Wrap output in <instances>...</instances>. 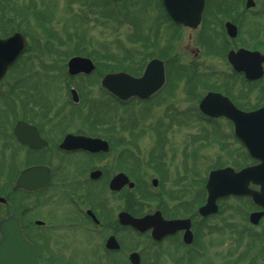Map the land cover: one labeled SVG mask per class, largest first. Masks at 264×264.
<instances>
[{
	"label": "rangeland",
	"instance_id": "374dc122",
	"mask_svg": "<svg viewBox=\"0 0 264 264\" xmlns=\"http://www.w3.org/2000/svg\"><path fill=\"white\" fill-rule=\"evenodd\" d=\"M9 1L14 5L8 8ZM219 2L225 10L221 9L219 14L222 19L228 20L236 15L234 0ZM256 2V11L260 12L264 8V0ZM31 8H35L47 32L38 30L34 20L29 18ZM13 10L16 14L25 16L24 19L15 15ZM0 14L9 16L14 21L11 24L16 31H23L30 47L33 41L42 44L39 49H30L27 56L19 60L0 81V125L13 120L16 113L21 115V103L31 116L41 114L42 106L49 105V108L42 110L47 120L53 119L60 109L65 110L62 107L66 104L68 89L71 86L61 74L66 73V62L75 52L84 51L94 55L96 73L101 76L92 86L91 94L84 97L93 98L95 102L102 104L107 100H104L99 89V80L106 71L128 69L130 74L141 72L142 66L144 67L154 54L165 51L166 41L174 35L171 49H168V57L182 63H175L174 66L178 69L189 67L190 64L189 68L193 67L195 75H185L187 78L182 77L181 80L178 78L175 83L176 91H173L174 98L170 101L171 104L169 102L172 107L168 105L167 98L163 102L164 105L159 102L155 107L131 104L118 110L110 104L108 108H93V119L95 111H99L98 118L101 120H107L109 117L117 120L131 119L135 132L131 135L123 133L126 152H133L143 161L141 171L138 175L135 174V178L137 176L139 180H145L150 186V179L155 177V172L147 165L146 154L153 153L155 157H161L157 159L165 167L166 176L163 177L162 188L170 189L168 192H175V189L182 185V182L179 184L183 178L181 153L183 148L188 147L189 174L183 183L187 188L186 200L190 214H195V220L202 225L199 233L205 242L204 253L199 258L183 257L181 251H174L175 244L171 242L145 251L144 242L140 238L134 239L128 230L123 239L124 253L126 255L135 245H140L143 264H264V218L257 226L249 224L248 215L254 210L250 201L228 198L219 203L218 214L205 220L196 215L198 206L205 200L204 186L210 171L223 167L237 171L252 164L245 150L236 142L231 124L224 119L204 120L196 106L197 101L206 93V87L201 81L211 80V87L218 82L228 84L230 71L225 52L231 48L230 39L226 37L229 46L224 48L226 44L216 36L218 33L211 32L210 36L217 44L214 51H208L197 47V43L188 41L189 33H185L186 37L182 33L176 36L174 30H166L163 27L156 32L154 21L161 15V11L155 0H125L118 4H109L108 7L102 0H0ZM2 19H5L3 23L8 22V19ZM243 27L252 29L253 35H256L260 27L264 28V17L247 15ZM7 31L6 35L11 33L8 27ZM156 37L160 39L159 44H155L159 48L158 52L154 51L153 47ZM85 44L90 46L85 48ZM196 51H199L197 60L193 55ZM178 72L184 73L186 70L179 69ZM196 74L200 80L192 82L191 78L197 77ZM253 85L249 98H246L248 90L244 86L232 90L228 85V92L223 88L221 90L232 96L243 109H257L264 104V82ZM246 100L251 101V104ZM87 112L81 113L82 119H86L89 113ZM73 113L70 110L66 114L60 112L58 115H67L62 119L71 124L80 120ZM101 113L106 117L101 116ZM124 125L129 132L130 125ZM127 143H135V149L129 148ZM5 153L8 156V148L2 145L0 139V157ZM151 199L144 198L141 201L143 207L140 208V213L152 211L159 205ZM125 200L129 208L137 204V199L133 202L126 196ZM111 202L115 203V200L111 198ZM167 204L171 205L169 201ZM66 242L69 247L66 248L62 242L61 252L66 258H71L68 259L69 262L73 260L74 264L96 263L90 250L78 247L77 239ZM93 244L95 245L96 241L93 240ZM180 256L182 258H179ZM103 264L128 263L124 262L122 254L105 260Z\"/></svg>",
	"mask_w": 264,
	"mask_h": 264
},
{
	"label": "flooded vegetation",
	"instance_id": "af4514ba",
	"mask_svg": "<svg viewBox=\"0 0 264 264\" xmlns=\"http://www.w3.org/2000/svg\"><path fill=\"white\" fill-rule=\"evenodd\" d=\"M155 1L156 6L161 11V15L156 17L154 21L153 27H155L156 32L163 27L166 30H174L176 36H179L181 33L185 36V33H189L187 36L188 41H193L197 43V47H203L202 49L208 51H214L217 44L216 40H212L210 36V33L214 32L218 33L216 36L221 42H225L224 48L229 45L231 47L228 51L225 50V59L230 71L229 78H227L228 84L224 83L223 85L218 82L211 87V80L201 81L203 86L206 87V93L202 98L209 92H217L228 97L241 111L249 112L255 110L256 108L243 109L244 107H241L232 96L228 95V93H223L221 89L223 88L224 91H227L228 85L232 90H236L238 86H244L248 90L246 98H249V91L253 90V84L260 81L264 82V64L262 78L249 80L243 72L235 71L234 67L230 66L227 62V53L229 51H233L234 53L238 51L258 52L264 56V28L260 27L256 35H253L252 29L243 27L245 16L261 15L264 17V8L260 12L256 11V0H250V2L248 0H234L236 15L227 20L222 19V15H219L223 10L219 0H203L202 9L197 18V12H194L193 8L198 6L199 3L190 2L186 4L188 9L184 11L185 23H177L165 10L163 1ZM247 3L251 5L247 6ZM13 5L14 3L9 1L7 7H12ZM13 11L15 13V10ZM1 15L8 19V22L3 23L5 19H0V28L7 30L8 27L9 30L15 32V27L11 24L14 21L9 16ZM15 15L23 19L25 17L16 13ZM227 23H230L234 27L231 37L226 32ZM36 28L42 31L46 30L44 25H36ZM17 32L23 34V31L17 30ZM0 37L4 38L6 36L0 35ZM173 37L174 35L166 41L165 51L156 55L154 54V57L151 58L162 61L164 84L148 101L134 100L127 105L124 103L120 105L111 101L110 95L100 87L101 77L99 89L102 92L104 100H107V102L103 101L102 104L97 103L93 98H85L84 96L91 94L92 86L98 81V77L101 76L99 73L94 72L90 75L81 73L74 77H69L63 73L61 76L71 86L68 90L74 89L76 91L78 102L71 104V95L69 93L66 97V104L62 107L65 110L60 109L53 119L48 120L42 110L46 109L49 105L42 106L40 109L41 114H33L34 116H31L23 103H21V115L16 113L13 120L0 125L1 143L4 147L8 148V156L5 153L0 157V197L4 198V201H0V221L9 217L16 207H23L19 217V229L23 239L33 247L37 264H74L73 260L69 262L68 259L71 258L63 256L61 249L62 242H64L67 248L69 246L66 240L75 239L78 240L79 248L92 252V256L96 261L95 264H103L105 260H110L111 257L122 256V254L124 262L130 264L129 254L132 252L138 253L140 264H143V252L139 248L140 245H135L134 249L128 251L126 255L124 253L123 239L127 230L129 235L134 237V239L140 238L144 242L143 248L145 251L152 248L156 249L166 242H171L175 244L174 251H181L183 257L189 258V256H193L194 258H199L204 253L205 242L199 233L202 230V225L195 220V214H190L189 204L186 200L187 188L183 183V180H186L189 174L190 153L187 152L188 147L186 146V148L182 149L183 171L181 176L183 178L179 181V184L182 182V185L176 188L175 192L173 190L168 192L170 189L162 188L163 177L166 176V172L163 163L157 159L161 157H155L153 153L146 154L147 165L155 172V177L150 179L151 188L145 180H139L137 176L135 178V174L138 175L143 165L140 156H135L133 152H126V142H124L125 136L123 133L131 135L135 132V128L131 126V119L123 120L121 118L122 120H117L110 119L109 117L107 120H101L98 118L99 111H95L96 115H94L93 119V108L97 110L104 106L108 108L110 104L118 110L127 108L131 104H146L155 107L156 103L161 102L160 104L164 105L165 98L168 99V105L171 104L170 101L174 98V92L176 91L175 83L178 78L181 80L183 79L182 77L187 78L185 75H189L190 77L195 75L193 67L189 68L190 64L189 67L186 66L187 68L180 67L179 69H185L186 72L179 73V69L174 65L175 63H182L177 62L175 58L168 57V49H171ZM226 37L230 39V44ZM25 39L27 45L19 60L27 56L30 49H39L42 46V44L33 41L30 43V47L29 40L26 37ZM159 41L160 39L156 37L153 44L154 51L158 52L159 48L155 44L158 45ZM198 54L199 51L193 53L196 60L199 57ZM243 56H245L243 62L247 64V54ZM93 63L97 71V64L94 61ZM142 72H139L137 76L140 77ZM198 76L191 78L192 82L200 80ZM90 79L91 81H89ZM9 94H11V90ZM200 101H197L196 106ZM248 102L251 104V101ZM170 106L172 107V105ZM70 110L80 120L73 121L70 124V122L67 123L66 120L62 119L67 115L65 117L64 115H58L60 112L66 114ZM84 111L89 112H87L86 119H82L81 113ZM101 116L104 115L101 113ZM19 122L25 125L20 130L23 142L18 139L17 133H15V128ZM124 124L130 125L131 129L129 132ZM120 134L123 135L118 137ZM68 135L101 141L102 143L97 144L92 149L81 147L62 150L61 144ZM128 145L129 148L135 149V143ZM3 150L2 148L1 151ZM31 168H42L40 171L41 176L44 177L46 171L49 181L44 186L32 191L29 189V186L25 189H15V182L20 173L28 171ZM118 174L126 176L129 181L133 182L134 186L129 188L128 184H125L117 190L110 189V182ZM126 196L132 199L133 202L137 199V204L129 208V204L126 205ZM111 198L115 200V203L111 202ZM144 198H153L151 200L159 203V205L152 211L140 213L142 212L140 208L143 207V202L141 201ZM167 201L172 206L168 205ZM136 206L139 208H136ZM123 213H128L135 218L158 213L165 221L189 220L190 231L192 233L191 242L188 244L183 242L184 230L174 231L158 241L151 238L150 231L145 233L133 232L130 228L120 223L119 216ZM112 237L118 246L117 249L107 248V242ZM93 240L96 241L95 245L93 244ZM179 258H182V256Z\"/></svg>",
	"mask_w": 264,
	"mask_h": 264
},
{
	"label": "water",
	"instance_id": "95a60500",
	"mask_svg": "<svg viewBox=\"0 0 264 264\" xmlns=\"http://www.w3.org/2000/svg\"><path fill=\"white\" fill-rule=\"evenodd\" d=\"M190 2L199 3L193 8L194 12H197L198 18L203 0H163L171 18L178 23H185L184 11L188 9L186 4ZM250 5L247 3V6ZM232 30L233 28L228 25L227 33L229 36L233 35ZM24 48L25 40L19 33L4 40L0 39V80ZM244 54H247L248 65L243 62ZM228 61L236 71L243 72L247 79H256L262 75L261 64L264 62V57L258 53L241 51L235 54L230 52ZM67 70L69 75L89 74L94 70V67L89 59L75 57L68 61ZM163 81L162 63L152 60L147 64L140 78L132 77L126 73L108 74L102 79L101 85L111 95L122 101H127L131 98L148 99L160 89ZM72 94L75 93L72 91ZM74 100L77 99L74 98ZM199 109L209 117H225L230 120L234 126L235 137L246 148L249 156L259 161V164L239 172H235L231 168L210 172L205 186L206 203L199 208V215L207 217L217 213L216 201L229 196L251 197L255 205L264 209V107L254 112L244 113L236 109L227 98L219 94L209 93L200 102ZM24 127L23 123H18L15 128V133L21 142H23V136L20 130ZM99 143L102 142L67 136L61 144V149L71 150L81 147L92 149ZM41 170L42 168H31L22 172L16 181L15 189H25L29 186L30 190H34L44 185L48 181V175L45 171V175L42 177ZM127 183L128 179L119 174L110 182V188L117 190ZM250 183L259 186V191L251 190L249 188ZM129 185L132 187V184ZM22 210V206L15 208L10 217L0 222V264H37L32 246L23 239L19 230L18 220ZM262 216L263 212H254L250 214L249 222L257 225ZM119 220L122 225L130 226L140 233L152 229L151 235L156 241L174 231L185 230L183 241L185 243L191 242L189 221L187 220L164 221L159 214L135 219L125 213L119 216ZM107 248H118L113 238L107 242ZM129 259L132 264H139V257L136 253H132Z\"/></svg>",
	"mask_w": 264,
	"mask_h": 264
},
{
	"label": "trees",
	"instance_id": "16d2710c",
	"mask_svg": "<svg viewBox=\"0 0 264 264\" xmlns=\"http://www.w3.org/2000/svg\"><path fill=\"white\" fill-rule=\"evenodd\" d=\"M8 3V2H7ZM34 17H35V19H36V21L38 22V23H40V24H43L41 21H40V16L38 15V13L36 12V13H34ZM2 18H5L3 15H1L0 14V19H2ZM8 31L6 30V29H3V28H0V33L2 34V35H5V36H7L6 35V33H7ZM9 32H11V33H13L11 30L9 31ZM11 33H9V34H11ZM8 34V35H9ZM78 53V52H77ZM128 70V69H127ZM129 71V70H128Z\"/></svg>",
	"mask_w": 264,
	"mask_h": 264
}]
</instances>
